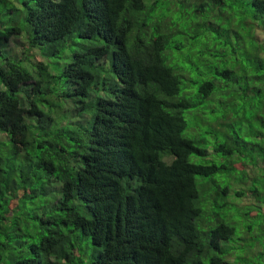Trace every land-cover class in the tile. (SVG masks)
I'll return each mask as SVG.
<instances>
[{
  "label": "trees",
  "instance_id": "1",
  "mask_svg": "<svg viewBox=\"0 0 264 264\" xmlns=\"http://www.w3.org/2000/svg\"><path fill=\"white\" fill-rule=\"evenodd\" d=\"M226 1L185 0L195 20L206 6L212 17L247 12L246 42L226 43L245 77L216 73L246 80L252 113L208 132L228 166L190 160L209 152L184 114L215 84L195 92V70L169 65L185 47L173 40L179 0H0V264H81L82 241L88 264H264V0ZM200 28L189 29L195 42ZM19 36L42 60L6 51ZM72 105L75 120L63 116ZM241 125L260 141L239 151ZM251 168L252 188L233 194L260 205L238 207L227 181ZM21 226L36 232L26 250Z\"/></svg>",
  "mask_w": 264,
  "mask_h": 264
},
{
  "label": "rangeland",
  "instance_id": "2",
  "mask_svg": "<svg viewBox=\"0 0 264 264\" xmlns=\"http://www.w3.org/2000/svg\"><path fill=\"white\" fill-rule=\"evenodd\" d=\"M226 2L229 4L228 0ZM178 3V9H180L181 13H178L179 18L174 20V30L180 31L181 35H175L173 40H181L182 43H185V47L181 48L180 52L175 53V55L180 60L176 63L171 62L169 65H176L179 67L191 66L195 70L191 76L196 81L195 92L203 81H212L215 84V90L211 99L198 104L192 113L184 114L185 119L188 121V123H192L193 126L192 130H194V132H192V134L190 133L191 136L194 137V140L198 143L199 147L205 148L209 152V155H207L205 158L192 156L190 160L199 164H205L207 161H212L216 165L228 166L231 162V158L229 156H224L222 154H216L213 152L215 145L218 142H222V139L220 138L216 142V138L208 134V132L211 130L212 125L215 124L214 122L217 120L221 121L222 117L225 115L228 117V119L231 117L230 115H233L235 118H237L236 115L233 114V111H236L239 108H241L239 116L242 117V115H244L246 117L245 122L249 121L248 118L252 113L253 106L250 98H241L242 96L239 97V94H242V89L247 88L246 80L238 79L241 76L245 77V72L243 73L241 71V65H243L245 62L243 61L242 63H239V59H237L239 56L232 53V46L230 44H226L246 42L245 37L247 33L248 21L246 16L247 12L245 9L242 10L243 13H238V10H234L232 12L226 11L225 14V11H223L222 16L212 17L209 15H204L209 13L208 10L210 7L206 6L203 17L199 18V20H195L193 14L191 13V11L195 9V6L191 4L190 7H188L187 5L189 3L185 2V0H179ZM196 24L201 27L199 32L202 33L201 40H198L197 42L192 39V34L189 30L190 27ZM257 33L259 34V31H257ZM22 43H25V36L12 37L6 42L5 49L10 55H13L16 59L23 60L24 62H27L28 59L42 60L37 52H31V54L34 56L31 57L29 55V57H27L25 51L26 46H22ZM26 64L28 65V63ZM208 68L212 69L211 72H208ZM235 68L238 71L236 75L238 78L236 79L234 78L232 80H228L227 78L218 76L216 73V69L218 71H222L225 69ZM184 82L187 83L186 80H183V83ZM195 99L196 101L200 100L197 96ZM63 107L66 108L67 106L64 104ZM72 109L73 105L72 108L69 106L65 110L63 116H67L68 118L75 120L76 118H73L72 116ZM236 129L241 130V133H239L241 137L237 139V142H239V151L243 150L244 143L248 144V149H251L254 143L260 141L259 138H253L249 136L248 130L245 127L243 128L242 125L236 126ZM227 131L231 132L230 129H227ZM186 136H188V134H186ZM5 139V135L0 134V140L3 141ZM5 146H8L7 140L4 143H0V150L2 152L5 151ZM244 154H248V152H245ZM242 161L239 164L243 165V168L245 169L244 165H248V162H246L244 157H242ZM240 165H238L237 170L242 169ZM251 169H249L247 172L250 176L246 175L244 182H238L245 176L244 173L233 172L228 178V187L232 189L230 191L229 198L232 197V201L234 200L237 205L239 204L238 207H241V205H249L250 208H252L255 207V205H260L256 201L255 196L251 195L250 193H247L242 197H235L233 194L235 192L233 189L236 188L238 190L252 188L254 182H252L251 178L254 170L252 169L251 171ZM218 178V176H215V180H218ZM263 185V179L258 178L255 186L259 189V191L264 192ZM236 208H232L234 213L233 215H236L237 219H241V211L243 208ZM29 211H31V213L41 212L38 211L35 206L32 208L29 206L26 212ZM254 221L257 222L256 218L252 219V222ZM246 222H250V220H246ZM21 229L22 237L19 240L25 243L24 248L26 250L28 245L35 242L36 232L33 230V228L27 229L21 226ZM81 247L82 250L79 252V256L84 261L81 264H88L91 250L87 248L85 241L81 242Z\"/></svg>",
  "mask_w": 264,
  "mask_h": 264
}]
</instances>
